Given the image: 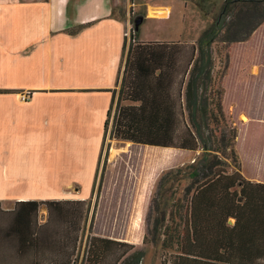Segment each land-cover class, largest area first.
Listing matches in <instances>:
<instances>
[{"label": "trees", "instance_id": "trees-1", "mask_svg": "<svg viewBox=\"0 0 264 264\" xmlns=\"http://www.w3.org/2000/svg\"><path fill=\"white\" fill-rule=\"evenodd\" d=\"M263 22L264 0H225L213 23L191 44L147 41L131 32L112 137L203 150L187 172L179 170L180 181L184 175L191 180L184 188L186 207L179 198V211L185 208L179 228L167 233L166 224L163 232L169 235L166 247L176 250L171 264H264V147L251 163L244 157L239 142L258 122L233 125L223 82L232 44L248 41ZM216 42L223 43L218 54L225 63L218 72ZM111 115L112 107L105 130ZM227 150L237 162L232 172L219 156ZM171 180L170 173L161 178V199ZM43 205L48 219L40 222ZM85 205L86 199H24L5 210L0 202V264H78L90 207ZM144 257V250L131 242L91 235L82 264H141Z\"/></svg>", "mask_w": 264, "mask_h": 264}, {"label": "crops", "instance_id": "crops-1", "mask_svg": "<svg viewBox=\"0 0 264 264\" xmlns=\"http://www.w3.org/2000/svg\"><path fill=\"white\" fill-rule=\"evenodd\" d=\"M115 6V0H0V202L87 198L84 187L83 196H68L64 187L94 183L102 147L97 168L84 163L59 179L50 156L53 143L59 150L71 146L72 132L84 138L94 127L107 133L130 44L127 21Z\"/></svg>", "mask_w": 264, "mask_h": 264}, {"label": "rangeland", "instance_id": "rangeland-1", "mask_svg": "<svg viewBox=\"0 0 264 264\" xmlns=\"http://www.w3.org/2000/svg\"><path fill=\"white\" fill-rule=\"evenodd\" d=\"M149 1L154 5L149 7ZM186 1V6L183 7V3L179 0H115V9L118 17L127 21L130 44L131 32L134 30L139 33V38L142 40H172L179 37V40L175 41L191 44L196 42L213 23L225 0ZM166 3L172 4V8L155 6ZM146 14L148 18L138 28L137 19L146 17ZM222 45V42L213 45L217 72L225 64L218 54ZM230 49L231 63L226 77L223 78L226 88L224 104L233 125L241 127L249 120L258 122L248 129L250 130L248 139L244 134V139L239 142L244 157L251 163L252 157L264 147L262 139L264 124L259 123V121L264 122V22L248 41L233 43ZM120 92L121 87L117 102L112 107L107 133L102 132V128L94 127L87 138L72 132L69 135L71 146L66 145L59 150L58 145L53 143L55 150L51 152L53 154L50 159L53 165L52 174L57 179L61 174L70 173L72 176L73 172L83 170L84 163L95 165L97 168L98 160L95 162V159L98 144L99 149L102 147L94 183L82 182L86 183L84 185L74 183L64 187L68 196L73 194L83 196V187L88 191L85 208H88V205L90 207L84 223L78 264H82L91 235L135 244L137 249L145 252L141 264H163V262L171 264V256L176 250L166 247L165 240L169 235L166 237L163 232L166 224H170L167 233L179 228V213L185 212V208L179 211V198L183 200L180 203L186 207V201L183 199L184 188L191 180L189 175L185 176L182 173L184 177L180 181L179 170L187 172L185 170L196 163L203 150L153 147L113 138L112 129ZM253 130H256L255 133ZM252 132L254 134H251ZM39 149L37 156L43 157V149ZM219 156L226 162L228 171L232 172L236 169L237 162L230 150L226 153L219 152ZM249 166L251 167L252 164ZM169 173L172 178L168 184L169 192L161 199L158 195L160 180ZM63 178L72 177L63 176ZM55 183L57 182L51 183L49 191L55 192ZM34 184L44 185L39 182ZM45 185L47 187V184ZM2 202V208L5 210L12 209L16 203L10 199ZM167 214H169L168 221L162 222ZM39 219L40 222L48 219V209L45 205L40 208ZM233 221L232 219V223Z\"/></svg>", "mask_w": 264, "mask_h": 264}, {"label": "water", "instance_id": "water-1", "mask_svg": "<svg viewBox=\"0 0 264 264\" xmlns=\"http://www.w3.org/2000/svg\"><path fill=\"white\" fill-rule=\"evenodd\" d=\"M143 20H144V17H140V18L137 19L136 23H137V27H138V28H139V25H140L141 23H143ZM138 28H137V29H138ZM230 222H232V220H230Z\"/></svg>", "mask_w": 264, "mask_h": 264}, {"label": "bare ground", "instance_id": "bare-ground-1", "mask_svg": "<svg viewBox=\"0 0 264 264\" xmlns=\"http://www.w3.org/2000/svg\"><path fill=\"white\" fill-rule=\"evenodd\" d=\"M244 118H246L245 115H244Z\"/></svg>", "mask_w": 264, "mask_h": 264}]
</instances>
